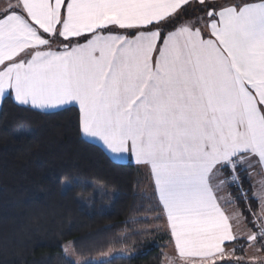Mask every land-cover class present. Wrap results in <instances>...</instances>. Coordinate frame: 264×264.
Returning <instances> with one entry per match:
<instances>
[{
	"label": "snow or ice",
	"instance_id": "6c2138e0",
	"mask_svg": "<svg viewBox=\"0 0 264 264\" xmlns=\"http://www.w3.org/2000/svg\"><path fill=\"white\" fill-rule=\"evenodd\" d=\"M9 99L45 114L78 108L83 137L146 172L182 264H223L237 241L225 186L247 198L244 179L259 176L264 216V0H5ZM252 223L248 242H264V219Z\"/></svg>",
	"mask_w": 264,
	"mask_h": 264
},
{
	"label": "trees",
	"instance_id": "16d2710c",
	"mask_svg": "<svg viewBox=\"0 0 264 264\" xmlns=\"http://www.w3.org/2000/svg\"><path fill=\"white\" fill-rule=\"evenodd\" d=\"M77 108L45 114L12 100L0 107V264H75L63 246L75 242L81 264H163L171 247L164 219L150 201L149 177L116 163L78 131ZM26 129L27 135L14 134ZM246 175V174H245ZM61 177L76 182L65 194ZM68 181L66 180L65 183ZM230 205L256 231L251 180L228 186ZM242 246L231 243L236 255ZM257 244L264 250V242ZM110 250L113 258L95 259Z\"/></svg>",
	"mask_w": 264,
	"mask_h": 264
},
{
	"label": "rangeland",
	"instance_id": "374dc122",
	"mask_svg": "<svg viewBox=\"0 0 264 264\" xmlns=\"http://www.w3.org/2000/svg\"><path fill=\"white\" fill-rule=\"evenodd\" d=\"M5 3V0H0V7L3 6V4ZM99 144L101 147L102 145L100 143ZM130 164H131V159L129 160ZM251 182L253 185V190H252V196L255 197L256 199H258L255 195L254 192L258 191L260 188V185L258 183L259 181V177L257 175H254L251 178ZM230 194L229 192V187L225 186V189L222 193H220L219 195H223L225 197H227ZM231 199L234 201L233 197L231 196ZM223 203V201H222ZM226 211L231 214L233 212H239L235 206L233 205H228L226 207ZM240 213V212H239ZM251 217H260L261 219H264V216H261V205L260 202L258 200V211L256 212L255 216L252 215ZM259 221H257L258 223ZM255 224V223H254ZM257 226V224H255ZM163 227L165 228V230H167L166 226H165V220H164V225ZM234 231L237 232V241H236V245L235 247H239L242 246L243 241L242 240H247V236L251 234V230L248 228L247 224H246V220L245 218L241 215V224L240 227L238 229H234ZM257 231V230H256ZM168 232V230H167ZM169 233V232H168ZM170 234V233H169ZM256 243V242H255ZM257 244V243H256ZM256 244H250L248 242L247 246L245 247L246 249H250L251 251L253 250V252H244L243 255H236V253L234 254V249L235 248H231L230 250H227L226 252L228 253V255L225 258V261L223 262V264H264V250L262 248V246L256 245ZM229 245H231V243L226 245V248H229ZM64 249V246H63ZM122 251H116V250H110L107 253L98 256L95 261L97 262H103V261H107L111 258H113L114 256H117V254H122ZM66 255L70 258H72L73 262L75 264H81L82 261H80L79 259H77L72 251L70 250L69 252L66 253ZM239 258V259H238ZM182 264V262L179 260L177 253L175 251L174 245L171 242V247H169L166 251V255L163 258V264ZM217 264H221L220 261L217 262Z\"/></svg>",
	"mask_w": 264,
	"mask_h": 264
},
{
	"label": "crops",
	"instance_id": "0c3cea01",
	"mask_svg": "<svg viewBox=\"0 0 264 264\" xmlns=\"http://www.w3.org/2000/svg\"><path fill=\"white\" fill-rule=\"evenodd\" d=\"M1 104H2V102H0V107H1ZM78 109V108H77ZM81 136H82V134H81ZM83 137V136H82ZM85 140H87V141H89L90 143H93V144H96V145H98L99 147H101L99 144H97V143H99V142H97V141H93V140H91L90 138H86V137H83ZM102 149H103V147H101ZM104 150V149H103ZM104 152H106V154L111 158V160H113L114 162H116V163H121V164H130L129 162V160L131 159V158H126V159H118V158H116V157H114L112 154H109L106 150H104ZM131 164L132 165H135V163H134V161L131 159ZM136 166V165H135ZM259 177V176H258ZM259 180H260V177H259ZM252 181V180H251ZM258 200V199H257ZM256 243H257V241H256ZM255 242H252V244H256ZM229 244V243H228ZM256 245H258V244H256ZM232 248V246H229V248H226V251L227 250H230ZM253 252V250L251 251L250 249H244V252ZM234 254H235V252H234ZM244 254V253H243Z\"/></svg>",
	"mask_w": 264,
	"mask_h": 264
},
{
	"label": "built area",
	"instance_id": "2783aa9c",
	"mask_svg": "<svg viewBox=\"0 0 264 264\" xmlns=\"http://www.w3.org/2000/svg\"><path fill=\"white\" fill-rule=\"evenodd\" d=\"M255 227H256V230H258L256 225H255Z\"/></svg>",
	"mask_w": 264,
	"mask_h": 264
}]
</instances>
